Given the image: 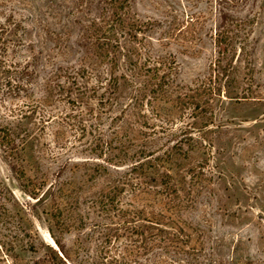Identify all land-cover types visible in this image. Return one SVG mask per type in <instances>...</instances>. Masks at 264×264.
Listing matches in <instances>:
<instances>
[{"label": "rangeland", "instance_id": "1", "mask_svg": "<svg viewBox=\"0 0 264 264\" xmlns=\"http://www.w3.org/2000/svg\"><path fill=\"white\" fill-rule=\"evenodd\" d=\"M104 1L0 0V24L9 31L2 60L11 65L10 73L0 76V125L11 129V147L0 146V185L6 208L35 240L37 252L21 254L29 262L54 249L67 264H125L111 260L112 251L104 248L108 241L101 245L107 224L97 212L82 207L85 225L65 235L50 216V185L79 180L83 162L93 158L90 147L98 140L125 138L126 121L119 116L116 100H77L72 105L65 94L43 100L50 73L76 69L91 56L87 28ZM129 14L140 23H161L146 34L145 50L153 58L172 57L177 63L175 80L183 85L207 76L217 56L214 36L221 16L252 21L247 50L254 82L264 87V0H130ZM8 76L20 77L23 87L15 91V84L4 80ZM214 112L218 128L208 164L214 181L212 192L186 215L187 222L203 231L202 237L192 236L191 245L201 252L202 264H264V101L223 100ZM129 167L127 162L109 171L128 176ZM89 186L93 193L101 181ZM126 241L120 236V250ZM145 257L126 255V260ZM152 258L157 264H184L167 255H150L146 263Z\"/></svg>", "mask_w": 264, "mask_h": 264}, {"label": "trees", "instance_id": "2", "mask_svg": "<svg viewBox=\"0 0 264 264\" xmlns=\"http://www.w3.org/2000/svg\"><path fill=\"white\" fill-rule=\"evenodd\" d=\"M129 13L130 0H105L88 24L91 56L83 58L78 68H59L44 81V102L62 94L72 105L77 100H116L119 116L128 124L123 140H98L90 147L93 158L83 162L79 180L50 185L51 220L65 235L85 225L82 207L97 212L107 224L101 245L108 241L104 248L112 251L113 262L147 264L150 255H167L174 262L202 264L198 261L201 252L191 245V238L202 237L203 231L187 222L186 215L195 212L201 198L212 192L214 178L208 164L218 128L214 106L223 100L264 101V87L254 82L247 50L252 21H228L219 14L216 59L206 77L183 85L175 80L177 63L172 57L153 58L145 50L146 34L161 23H140ZM7 32L0 24V76L9 74L11 68L2 60L9 42ZM4 80L7 85L14 83L15 91L23 87L20 77ZM9 129L7 124L0 125V146L4 148L11 147ZM127 162L128 176L110 173L109 169ZM98 181L101 186L89 193L88 186ZM6 200L0 185V264H67L62 252L54 249L30 262L21 257L25 252L35 254L37 247L6 208ZM120 236L129 240L121 250L117 245ZM126 255L146 257L133 261L126 260ZM152 260L150 264H157V259Z\"/></svg>", "mask_w": 264, "mask_h": 264}]
</instances>
